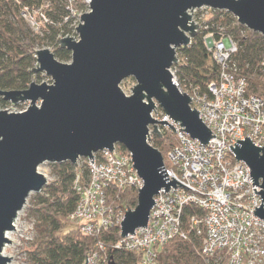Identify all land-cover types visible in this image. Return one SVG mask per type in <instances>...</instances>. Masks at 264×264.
Masks as SVG:
<instances>
[{"label": "water", "instance_id": "1", "mask_svg": "<svg viewBox=\"0 0 264 264\" xmlns=\"http://www.w3.org/2000/svg\"><path fill=\"white\" fill-rule=\"evenodd\" d=\"M202 6L231 13L264 39V0H89V12L75 27L78 39L58 40L70 51V63L58 61L47 48L36 50L32 72H44L52 83L0 89V98L11 105L29 103L20 112L0 109V264L11 258L1 255L3 244L10 243L5 231L14 229L28 195L47 184L37 171L43 163L76 165L81 157L92 164L94 153L111 151L115 144L129 151L142 186L134 209L127 208L120 222L122 237L146 226L160 189H175L179 182L168 180L161 152L147 142L148 125L156 121L150 116L156 102L199 143L214 137L169 70L178 61L176 48L197 33L186 11ZM126 78L136 82L130 95L119 86ZM158 122L175 131L165 120ZM233 144L228 146L236 161L247 164L252 184L260 186L257 192L253 188L261 203L252 212L264 221V147L254 146L247 136Z\"/></svg>", "mask_w": 264, "mask_h": 264}, {"label": "built area", "instance_id": "2", "mask_svg": "<svg viewBox=\"0 0 264 264\" xmlns=\"http://www.w3.org/2000/svg\"><path fill=\"white\" fill-rule=\"evenodd\" d=\"M67 1L72 18L69 26L74 34L68 36L77 40L73 36L77 34L75 27L80 22V13L71 5L73 0ZM81 1L88 6L89 0ZM46 6L47 3L35 11L27 8L21 11L20 15L35 32L49 22L41 9ZM215 11L222 10L202 6L186 12L190 15L188 23L192 21L197 25L196 32L202 33L207 50L220 66L219 79L208 84L207 93L184 91L178 86L189 95L190 108L199 112L201 122L214 137H210L212 140L206 144L199 143L198 139L182 131L184 128L179 126V122H174L157 104L150 113L156 121L148 125L147 142L153 146L156 134L153 125L160 135L166 131L172 133L174 143L163 156V167L169 181L173 177L184 186L175 182V189L172 186L167 191L160 189L153 196L154 203L146 226L122 237L120 222L126 210L107 203L105 188L110 183L119 188L132 186L138 189L142 186L130 152L119 149L115 144L111 151L103 149L94 153L92 164L89 158L81 157L74 164L73 188L78 199L68 220L83 235H96L117 226L120 237L114 247L140 252L143 264H154L156 251L171 238H185L181 214L186 205H195L201 210L200 215L191 216L190 222L201 238V254L205 259L225 258L228 264L264 262V221L252 212L261 203L259 193H254L253 188L257 192L260 186L252 184L247 164L236 161L228 146L232 147L236 140L247 136L254 146L264 147V95L246 94V81L236 76V68L230 63L231 54L237 50L236 41L223 30V26L214 25L212 20L204 21ZM209 26H215L217 33L210 31ZM169 70L178 85L172 68ZM49 81L51 84L52 80ZM161 120L172 125L175 131L158 122ZM82 168L87 171L85 178ZM262 204L264 206V202ZM94 257L95 253L88 257L87 264Z\"/></svg>", "mask_w": 264, "mask_h": 264}, {"label": "trees", "instance_id": "3", "mask_svg": "<svg viewBox=\"0 0 264 264\" xmlns=\"http://www.w3.org/2000/svg\"><path fill=\"white\" fill-rule=\"evenodd\" d=\"M41 9L49 22L35 32L20 15L24 8L35 11ZM67 0H0V89L23 90L28 87L32 77L40 78V72L33 73L36 49L50 45L53 56L60 62L71 59L70 51L59 46L58 40L72 35L69 26L72 18ZM71 5L78 10L85 6L81 0H73ZM86 7V6H85ZM205 22L223 26V30L237 43V50L230 56V63L236 68V76L247 83L246 94L264 95V39L247 29L227 11H215ZM209 30L217 33L215 26ZM74 35V34H73ZM178 61L171 66L178 86L184 91L207 93L210 82H217L220 66L207 50L202 33H197L186 46L176 48ZM3 105L5 101L0 98ZM170 134V135H169ZM172 133L155 134L153 146L162 156L171 149L174 140ZM125 150V148L116 144ZM53 181L47 183L40 192L31 198L29 214L34 220L37 232V250L33 260L36 264H84L95 253L90 264H143L142 254L115 248L119 239V229L111 226L96 235L81 234L75 224L68 220L74 209L78 194L73 188L75 166L68 161L50 162ZM86 169L82 168L85 178ZM107 203L125 209L135 206L137 188H119L107 184ZM195 205H186L181 214V229L185 238L176 236L156 251L154 264H228L225 258L205 259L201 254V238L191 226L192 215H200ZM74 225L65 229L66 223ZM101 245L102 247H99Z\"/></svg>", "mask_w": 264, "mask_h": 264}, {"label": "rangeland", "instance_id": "4", "mask_svg": "<svg viewBox=\"0 0 264 264\" xmlns=\"http://www.w3.org/2000/svg\"><path fill=\"white\" fill-rule=\"evenodd\" d=\"M86 6V5H85ZM83 6L80 7L78 9V12L81 14L85 13V12H89V8L88 6ZM79 15V17H80ZM33 30V29H32ZM74 38L76 37V39H78L77 34L75 36H73ZM42 48H47L49 49L50 52H52V48L50 45H43V47L41 48H37L38 49H42ZM64 63H70V61L68 62H64ZM175 76V75H174ZM50 77L45 76L43 73H40V78H33L31 82H36V83H41L44 82L46 84H50L49 81ZM136 82L133 78H126L124 79L121 83H120V89L122 90V92L125 95H130L131 94V88H133L135 86ZM38 104V103H37ZM155 106H156V102H154ZM29 106L28 102H22V103H18L16 105H11V103L9 101H5V104H1L0 103V109H6L10 112H19V110L23 109L26 110L27 107ZM170 135V134H169ZM173 138L171 137L172 141ZM163 157V156H162ZM38 172H40L41 174H43L46 177V181L47 183L51 182L54 180L52 174H51V169H50V165L49 163H43L40 166H38ZM34 192H31L27 199L25 204L23 205V207L21 208V210L18 211L16 217V228L17 230H19V232H13L14 230H12L13 234H12V240L9 242H6L7 244V249H6V253L11 257L10 264H36L33 260V256H34V252H36L37 250V232L34 226V220L32 219V216H30L29 214V209L31 208V198L34 196ZM136 201H137V197H136ZM136 205V203H135ZM135 206L129 208V209H134ZM125 210H127V208H125ZM15 217V218H16ZM14 226V225H13ZM74 225L71 223H66L65 229L67 230L68 228H73ZM68 231V230H67ZM9 262H6L5 264H8Z\"/></svg>", "mask_w": 264, "mask_h": 264}, {"label": "bare ground", "instance_id": "5", "mask_svg": "<svg viewBox=\"0 0 264 264\" xmlns=\"http://www.w3.org/2000/svg\"><path fill=\"white\" fill-rule=\"evenodd\" d=\"M18 216V215H17ZM16 219H17V217L14 219V221H13V228L14 229H12V230H14L13 232H19V230H17V226H16ZM12 230H7V231H5V234H4V236H5V238L6 239H8V240H12V234H13V232H12ZM7 243L5 242L4 244H3V246H2V249H1V255L3 256V257H6V258H8V257H10L7 253H6V249H7V245H6ZM9 261H10V258H9ZM9 261H7V262H9ZM11 262H9L8 264H10Z\"/></svg>", "mask_w": 264, "mask_h": 264}]
</instances>
